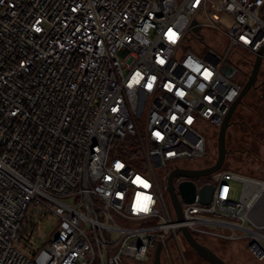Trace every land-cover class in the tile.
<instances>
[{
	"label": "built area",
	"instance_id": "1",
	"mask_svg": "<svg viewBox=\"0 0 264 264\" xmlns=\"http://www.w3.org/2000/svg\"><path fill=\"white\" fill-rule=\"evenodd\" d=\"M205 28L223 50L181 53ZM263 48L264 0H0V264H144L202 226L246 235L264 262V180L225 170L196 182L215 187L212 201L181 202V223L167 190L171 171L205 158V128L218 130L241 93L224 68ZM137 193L152 196L148 214L133 212ZM30 209L56 220L32 250L21 244Z\"/></svg>",
	"mask_w": 264,
	"mask_h": 264
},
{
	"label": "rangeland",
	"instance_id": "2",
	"mask_svg": "<svg viewBox=\"0 0 264 264\" xmlns=\"http://www.w3.org/2000/svg\"><path fill=\"white\" fill-rule=\"evenodd\" d=\"M226 15H222L223 23L226 22ZM203 40H189L185 41L181 53L191 51L192 53L202 56L203 53L211 50H223V36L216 30L205 28L201 32ZM236 65L240 66L241 72L243 69L250 74L254 59L249 53L240 51L233 56ZM247 77H244L239 71L231 78L240 86H244L247 82ZM233 124L227 132V148L229 154L226 157L224 167L232 168L234 170L242 171L251 176L264 178V64H262L256 88L252 89L249 94L243 99L242 104L236 110L233 118ZM250 126H254L255 131L249 130ZM207 141V154L205 158L199 161H192L183 166L191 169L206 168L214 164L217 158V140L218 130H209L205 128ZM240 147L242 149L249 148L251 155H241L240 153H233L234 149ZM119 154L123 157V151L118 149ZM233 150V151H232ZM198 184L212 183L215 184L213 176H206L197 180ZM232 200L239 201L242 184L239 182H232ZM170 205V204H169ZM24 228L29 232L27 237L21 242L23 247L28 249L42 248L45 242L51 238L55 232L56 220L50 215H45L40 209L29 210L27 219L24 222ZM199 240L215 252L220 258H223L229 264H264L252 255L249 250V240L241 233H234L229 227L215 226V227H200L196 232ZM168 250L170 256H167L165 251L161 255L162 264H207L202 260L181 238L171 240L168 243ZM153 259H149L144 264H153Z\"/></svg>",
	"mask_w": 264,
	"mask_h": 264
},
{
	"label": "water",
	"instance_id": "3",
	"mask_svg": "<svg viewBox=\"0 0 264 264\" xmlns=\"http://www.w3.org/2000/svg\"><path fill=\"white\" fill-rule=\"evenodd\" d=\"M200 29H195V33L198 35ZM264 48L258 52L255 61L252 65V70L248 76L247 82L242 87L239 97L231 105L229 113L227 114L223 124L219 128L218 140H217V158L215 163L206 168L191 169V168H177L170 172L168 176V195L170 198L171 206L176 215V219L179 223L184 221L183 210L181 202L191 204L194 203L197 196L199 201L204 205H209L212 201L215 187L213 185H205L199 191L197 190L196 180L206 176H210L214 173L221 171L224 167L226 157L229 153L227 148V132L230 126L233 124L232 118L242 104L243 99L249 94L252 89L256 88L261 66L263 64ZM224 75L227 78H232L237 69L231 66L224 68ZM251 232L250 230H246ZM188 246L195 251V253L209 264H228L222 258H220L209 247L201 244L187 228H181L178 231ZM163 250V244L159 242L153 259V264H162L161 255Z\"/></svg>",
	"mask_w": 264,
	"mask_h": 264
},
{
	"label": "clouds",
	"instance_id": "4",
	"mask_svg": "<svg viewBox=\"0 0 264 264\" xmlns=\"http://www.w3.org/2000/svg\"><path fill=\"white\" fill-rule=\"evenodd\" d=\"M150 26L149 25H145V31L148 30ZM37 32H40L41 29L40 28H36L35 29ZM166 38L169 42H172V43H175L177 40H178V34L174 31H172L171 29L168 30V32L166 33ZM241 39H244L243 37ZM159 63L160 64H164V60H159ZM197 68H199L198 66L197 67H194V71H197L199 72V70H197ZM209 74H210V77L212 76V73L205 70L203 72V76L204 78L205 77H209ZM143 79V77L141 76L140 72H136L135 75L131 78L130 82L128 83V88H132L134 85H138L141 80ZM209 79V78H208ZM155 80V77H152L151 80H149L148 82V86L147 88L148 89H151L152 86H153V81ZM171 88L172 86L169 85L168 86V90L171 91ZM178 96L180 97H183L185 95V93L183 91H179L177 93ZM232 95L234 96L235 93H232ZM232 97L229 96V99H231ZM175 117V116H173ZM173 120L176 119L173 118ZM192 120L191 118L188 119L187 123H191ZM117 169H120L117 165L115 166ZM134 184L136 185H139V186H142L143 188L145 189H149L150 188V184L148 182H146V180L142 179L140 176H136L135 180L133 181ZM225 192H227V189L224 190ZM118 195H120L118 193ZM154 203L153 201V198L151 195H148V194H142V193H137L136 194V197H135V203H134V206H133V212L138 214V213H144V214H148L150 211H151V205Z\"/></svg>",
	"mask_w": 264,
	"mask_h": 264
},
{
	"label": "trees",
	"instance_id": "5",
	"mask_svg": "<svg viewBox=\"0 0 264 264\" xmlns=\"http://www.w3.org/2000/svg\"><path fill=\"white\" fill-rule=\"evenodd\" d=\"M237 66V68H238V71L244 76V77H247L248 78V76L250 75L249 73H248V71H246L245 69H243L242 68V72L240 71L241 70V68H240V70H239V67L240 66H238V65H236ZM243 87V86H242ZM243 124H247V123H243ZM248 125V124H247ZM248 127H249V125H248ZM255 124H254V126H250L249 127V130L253 133V132H256L255 130ZM231 150V149H230ZM229 150V151H230ZM233 151V150H232ZM237 153H240L241 155H247L248 157H250L251 155H253L252 153H250V150H249V148L247 149V148H244V149H242L241 147H240V149H239V147H237V148H235L234 149V151H233V153H231V154H237ZM229 154V153H228ZM215 163V162H214ZM226 170H231V171H234V172H237V173H240V174H243V175H246V176H249V177H252V178H255V179H258V177H255V176H251V175H249V174H247V173H244V172H242V171H238V170H234V169H232V168H225ZM258 180H264V178L263 179H261V178H259ZM193 235H194V237L201 243V244H203L200 240H199V237L197 236V234H195V233H193ZM204 245V244H203ZM206 246V245H205ZM194 251V250H193ZM195 252V251H194ZM223 259V258H222ZM203 260V259H202ZM224 260V259H223ZM225 262H226V260H224ZM207 263V262H206ZM228 263V262H227ZM207 264H209V263H207ZM229 264V263H228Z\"/></svg>",
	"mask_w": 264,
	"mask_h": 264
},
{
	"label": "snow or ice",
	"instance_id": "6",
	"mask_svg": "<svg viewBox=\"0 0 264 264\" xmlns=\"http://www.w3.org/2000/svg\"><path fill=\"white\" fill-rule=\"evenodd\" d=\"M197 70H199V68H197ZM208 78H210V74H209V77H205V79H208ZM147 86H148V83H147ZM173 118H175V117H173ZM155 135H157V136H159V133L157 132V133H155ZM119 168H123L124 166L122 165V164H120V163H117L116 164Z\"/></svg>",
	"mask_w": 264,
	"mask_h": 264
},
{
	"label": "flooded vegetation",
	"instance_id": "7",
	"mask_svg": "<svg viewBox=\"0 0 264 264\" xmlns=\"http://www.w3.org/2000/svg\"><path fill=\"white\" fill-rule=\"evenodd\" d=\"M196 182H197V180H196Z\"/></svg>",
	"mask_w": 264,
	"mask_h": 264
}]
</instances>
